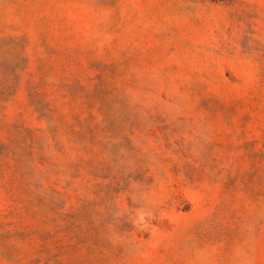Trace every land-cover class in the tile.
<instances>
[{"label": "rangeland", "instance_id": "1", "mask_svg": "<svg viewBox=\"0 0 264 264\" xmlns=\"http://www.w3.org/2000/svg\"><path fill=\"white\" fill-rule=\"evenodd\" d=\"M0 264H264V0H0Z\"/></svg>", "mask_w": 264, "mask_h": 264}]
</instances>
